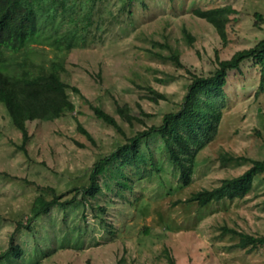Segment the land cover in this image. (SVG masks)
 <instances>
[{
  "label": "rangeland",
  "instance_id": "1",
  "mask_svg": "<svg viewBox=\"0 0 264 264\" xmlns=\"http://www.w3.org/2000/svg\"><path fill=\"white\" fill-rule=\"evenodd\" d=\"M218 5L236 11L228 16L225 38L193 13ZM254 12L264 16V0H94L72 47L31 44L35 61L60 62V76L79 92L67 89L73 111L27 121L24 149L21 132L0 105V252L11 236L23 249L20 257L5 256L0 264H171L167 255L175 264H264V246L239 247L238 236L222 228L264 235V173L243 198L205 205L185 201L193 191L240 174L251 159L264 160V81L260 85L250 63L229 71L217 132L197 151L189 184L178 180L153 134L141 142L151 172L134 175L122 194L97 196L111 232L88 208L84 216L80 204L50 207L31 231L18 224L25 223L37 195L50 198L51 187L62 200L70 199L74 187L88 183L98 158L178 108L190 72L207 75L218 58L263 38L264 25L253 24ZM174 50L181 65L157 55ZM124 105L136 116L131 122L116 110ZM92 106L111 114L124 133L97 118ZM78 122L92 140L77 129ZM223 153L246 160L223 161Z\"/></svg>",
  "mask_w": 264,
  "mask_h": 264
},
{
  "label": "trees",
  "instance_id": "2",
  "mask_svg": "<svg viewBox=\"0 0 264 264\" xmlns=\"http://www.w3.org/2000/svg\"><path fill=\"white\" fill-rule=\"evenodd\" d=\"M94 0H0V105L7 112L11 123L21 132V148L29 140L27 121L52 120L74 110V103L69 98L67 89L71 87L60 76L61 64L52 60L48 65L36 62L34 47L52 45L54 49L63 50L72 47L80 22L87 24ZM236 12L230 5H218L206 8L196 7L193 13L211 23L215 30L225 38V24L228 16ZM253 24L264 25V16L253 13ZM189 39V33L184 32ZM7 53V60L5 54ZM20 54L21 57H17ZM158 56L172 60L181 65L179 53L172 51ZM18 58V60H16ZM245 63L260 73V85L264 81V37L252 46L241 48L228 58L217 59L216 66L207 75L190 72V81L178 108L166 111L159 124H151L116 146L107 155L98 158L88 176V183L74 187L75 193L70 199L62 200V193L56 194L49 187L51 197L43 194L35 197L28 211L25 228L32 230L37 219L47 214L52 206H78L82 211L88 208L94 216H99V223L109 228L104 217V203H98L99 194H122L125 188L132 187V179L149 173L148 155L141 147V142L156 134L159 136L167 159L177 170L178 180L183 185L189 184L195 165L197 151L209 142L217 132L224 106V85L230 70H238ZM261 87V86H260ZM159 97L164 94L157 93ZM154 100L155 97H153ZM93 113L103 122L112 125L124 133L117 120L99 106H92ZM118 113L128 122L136 116L129 113V108L117 106ZM138 119V118H137ZM77 129L89 140L90 133L78 122ZM224 160H246L242 156L221 154ZM264 173V160L251 159L247 169L236 176L224 177L218 185L202 187L190 193L185 201L205 205L223 198H243L252 188L254 179ZM79 196V198H77ZM33 222V224H30ZM238 236L235 243L239 247L254 248L264 246V235L234 230L223 226ZM112 231V229H108ZM77 231H75L76 233ZM23 249L9 238L8 246L0 252V261L6 256H21ZM168 261L175 264L167 255Z\"/></svg>",
  "mask_w": 264,
  "mask_h": 264
}]
</instances>
